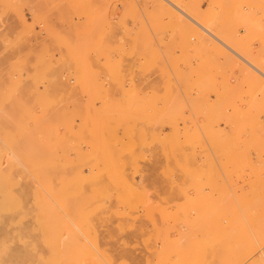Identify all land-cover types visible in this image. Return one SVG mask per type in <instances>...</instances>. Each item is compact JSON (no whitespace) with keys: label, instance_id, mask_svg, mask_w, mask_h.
Here are the masks:
<instances>
[{"label":"rangeland","instance_id":"rangeland-1","mask_svg":"<svg viewBox=\"0 0 264 264\" xmlns=\"http://www.w3.org/2000/svg\"><path fill=\"white\" fill-rule=\"evenodd\" d=\"M14 1L17 3L21 1L22 3L16 5L18 15L5 8L3 17L8 16V14H12V17L16 16L12 20L19 24L16 25L17 29L20 28L19 30L16 29L17 35L19 33L18 36L23 37L27 34V38L31 35L28 38L29 40L25 37L20 39L23 47L17 36L16 48L17 46L19 49L21 48L20 51L18 48L16 49L17 54L18 52L25 53L28 51V45L31 48L34 46L36 49L33 47L32 50H36L35 53L37 54L38 49H40L37 46L38 41H35L38 39V34L41 33V36H46L55 33L57 24H62L63 29L69 34L71 31L70 20L72 21V19L78 24L81 33L79 40H82V42H68L65 44L64 50H62L63 53L50 60L51 67L48 65V61L43 62L38 58L35 60L36 57L24 61L23 57H20L21 55H17L21 59L16 60V72L18 73H16V79H14L17 88L16 113L14 112L16 115H13L14 109L11 110L13 107L11 105L13 94L11 91L14 88L6 87L8 83L4 85L7 92L3 90L5 92L2 93V95L5 93L6 96H2L0 115L5 116L7 121L0 116L5 121L3 122L0 119V245L1 241L5 240L8 242V251L21 248L23 241L13 238L16 229H18L19 233L17 231V235H22V237L25 234L27 236L32 235L33 237H27L28 239L26 236L24 238L30 241L33 240L34 246H37V250L35 248L36 251H32L33 257H23L18 260L19 264H65L67 262H71L69 264H148V261L149 264L153 262L155 264V259L162 264H174L176 259L175 254L172 252L174 244L170 246V242L173 243L180 237L179 235L189 236L191 233V236L192 233L196 232L194 228L198 229L200 222L202 223L212 211L214 212V214L211 213L212 217L218 218L220 216L218 206H225L222 202H225V207L230 208H237V204L240 207L247 205L250 207L252 203L251 210H248V212L254 213L256 216L264 213V189H262V186H264V102H262L264 96L262 97L259 94L264 95V90H261L264 89V77L262 78L264 69L261 70V65L264 68V32L262 33L264 31V0H168L174 6L162 1L168 5V10H158L163 12L164 16L162 13L157 12L162 15L163 20L160 19L159 15V17H156L157 13L154 14L156 8L150 4L151 0H26V3L23 2L25 0ZM173 7L174 9L177 8L175 9L176 12L172 13V11H175ZM171 8L172 11H170ZM178 9H184V13L185 11L188 12L187 14L191 15L192 18L197 19L198 17V20L195 19L196 21L200 22L201 25L205 24V27H207L206 25L211 27L208 29H212L214 33L217 32L216 35L220 33L221 38L223 37L222 40L225 42V39H230L231 44L229 43V46L233 47L236 54L231 53L226 48L224 49L220 43L217 44L214 39L207 35V40L204 39L207 44L205 41H201L203 39L198 35H201L199 33L203 34V32H199L200 29L196 26L197 35L196 30H193V27L196 28L191 21L186 18L181 19L183 15H181V18L177 17V13H180L177 12ZM195 10L196 12H193ZM174 13L176 14L174 15ZM20 15L24 17H20ZM33 15L42 18H35ZM170 15L175 18L172 16L166 18ZM19 18L23 19L21 20L24 24L30 21L25 25L31 28H28L29 30L27 27L25 28V25L20 23ZM167 19L171 21L167 22ZM185 20L186 23L189 21L187 23L188 27H186ZM49 23L51 24L48 25ZM153 23L159 25L156 26ZM189 24L191 27H189ZM44 25H48V28ZM22 26L26 31L23 30ZM21 29L25 34L21 32ZM31 29L32 31H30ZM208 39L212 42H208ZM27 40L30 44H27ZM34 43L37 45L35 46ZM50 43L51 45H48ZM226 43L228 44V42ZM48 44L47 48L51 52L46 48L47 51L58 54L56 52L57 46L56 49L54 48L56 44L53 46L54 42L50 41ZM48 46H52L54 52ZM22 50L25 52H21ZM224 53L228 54H225V56ZM242 59L250 62L256 69L258 68V71L247 65ZM30 61L34 64H31ZM28 62L29 66L34 69V71L30 69L32 75H29L31 73H29ZM236 63L238 64L237 67L240 65L239 68L235 67ZM23 65H26V68L25 66L22 67ZM36 65L42 70L45 68L44 73L42 70H40L41 72L38 71V69L35 71ZM230 65L232 66L230 67ZM20 69L23 71L27 69V71L22 72ZM39 76L40 78H38ZM243 77L245 78L243 79ZM247 78L248 80L245 81ZM261 85H263V88ZM256 93L258 98L261 95V100L257 98ZM247 99L249 100L247 101ZM251 103L255 107L257 106L256 109L253 105L251 106ZM229 109L233 111L231 115ZM246 110L247 112L244 114ZM255 110L261 111L255 112ZM161 113L163 115L159 117ZM239 113L242 117L239 116ZM228 114V117L235 120L226 118ZM247 114L249 115L246 116ZM15 116L16 125H12L13 119L11 118ZM245 116L247 119L244 118ZM241 120L245 122L246 126ZM3 123H5L4 128ZM96 123L99 125H96ZM174 123L176 124L174 125ZM9 124L10 126H16V133L14 132L15 126L10 127ZM116 124L118 127L114 126ZM208 124H212L213 127H210V125L208 127ZM7 125L9 126L8 129H6ZM241 126L244 128L241 129ZM13 128L14 133L10 131ZM217 128L218 131L216 132ZM4 129L8 132H5ZM5 133H7V136H5ZM9 133L13 134L9 136ZM185 133L186 135H184ZM15 134L16 136H14ZM252 136L253 139L250 138ZM212 137L214 138L211 139ZM10 138L16 140V145L13 144V140H9ZM8 141L13 143L10 144ZM250 141L254 142L253 145L258 144L259 148L257 145L252 146ZM12 145L16 146V149ZM206 146L208 147L206 148ZM21 155H23L22 158ZM30 155L32 158L35 157L33 158L35 161L40 157V160L49 161L46 163L47 166L49 164L48 181L46 179L44 182L37 174L33 173L32 175V171L29 170L30 174L28 169L25 168H28V166L23 164L24 161L21 160L25 158L24 156L30 157ZM245 165L249 167H245ZM228 166L230 167L227 168ZM115 167L118 172L114 171ZM37 168L39 167L35 164L33 170L36 171ZM109 175L112 177L111 179ZM252 182L253 185H251ZM46 183L48 184L46 185ZM242 183L243 186H241ZM25 185L28 188L31 187V190L27 189L31 191L27 196L24 195L28 194ZM94 186L95 188H93ZM12 190L18 194L21 192L20 197L16 193L19 198H22V195L26 196L22 198L26 203L21 201L25 205L26 211L31 209L28 214L25 211L19 213V210H12V213H9L11 212L9 210L6 211L7 213L1 210V203L11 200L8 193L11 191L13 194ZM21 190H24L25 193ZM232 191L234 192L231 193ZM255 192L257 194L253 195ZM231 195L232 197H230ZM195 196L197 197L195 198ZM253 196H255L254 200H249ZM2 197L3 199H1ZM41 197L45 200L47 206L49 205L50 213L48 216L51 217L50 224L54 232L48 229V227H51L50 224L47 227L41 222L42 214H44L41 206L46 204H42L44 202H42ZM226 201H228V204ZM260 201L263 203L262 205H258L261 204ZM26 205L31 208L28 209ZM254 205L261 207H258L257 210V206ZM260 208L261 210H259ZM211 209L213 210L211 211ZM205 210L208 212L205 213ZM165 212L167 216L169 215L168 219ZM18 213L20 217L21 213L24 214L21 217L22 219L18 216ZM17 217L20 219H16ZM244 217L246 218V216ZM208 218H211V216H208ZM83 219L87 220L84 221ZM88 220L94 228L90 224L87 225ZM82 221L89 226V229L94 230L83 229L82 225L85 223H79ZM44 223L47 224L48 222L45 221ZM171 223L174 225H171ZM20 225L22 226L20 227ZM195 225H198L197 228ZM44 226L47 228L46 230ZM58 226L64 228H58ZM167 227H169V230H166ZM19 228H22V230ZM25 228H29L26 229L29 231L23 230ZM55 229H58V231ZM55 231L61 237L54 234L53 238L55 240L59 238L54 244L50 239L52 238L50 232L53 235ZM5 235H7V238H5ZM43 235L48 238L47 241ZM42 238L45 240H42ZM161 238H166V245L170 240L168 246L163 243L165 241ZM73 239H75V242ZM67 240L72 244L75 243V246L76 244L81 245L87 251L88 248L86 247L88 246L92 252L90 251L84 256H78L77 254L80 253L74 251L76 250L72 248L74 245L69 246L72 249L63 247V245L67 246L69 243ZM95 242H97V245H95ZM71 243L69 245H72ZM33 244L31 250L34 249ZM81 246L80 249L82 250ZM95 246H97V249ZM168 247L169 249L172 247L171 252L167 249ZM63 250H66V252ZM77 250L79 252V247ZM100 251L104 252V256L108 258L99 256L100 254L103 255ZM68 253H71V255H67ZM186 253L188 257L189 253ZM203 256H199L198 262L203 260Z\"/></svg>","mask_w":264,"mask_h":264},{"label":"bare ground","instance_id":"bare-ground-1","mask_svg":"<svg viewBox=\"0 0 264 264\" xmlns=\"http://www.w3.org/2000/svg\"><path fill=\"white\" fill-rule=\"evenodd\" d=\"M0 1H2V2H0V108H1V100H2V96H4L5 95V93H4V95H2V93L3 92H7V90H6V87H8V88H14L13 89V91H11L13 94H12V102H11V105H13V107L11 108V110L12 109H14V111H13V115H16L15 113H16V90H17V88H16V85H15V82H14V79H16V73H18V72H16V60H18L20 57H23V59H24V61L25 60H27V61H29L28 59H30L31 60V58H33V57H36V58H34L35 60L38 58L39 60H41V61H43V62H47L48 61V65L50 66V60L51 59H55V58H57V56H59V55H61V53H63L62 52V50H64L63 49V47H64V45L65 44H67L68 42L70 43V42H82V40H79V38H80V35H81V33H80V30H79V28H78V24L74 21V19H72V21L70 20V22H71V26H70V28H71V31H70V33L69 34H67L66 33V31L63 29V25L62 24H57V26H55L57 29H55V33H53V34H48V33H46V34H48V35H46V36H41L40 34L41 33H37L38 34V39H36L35 41H38V45L37 46H39V48L40 49H38L39 51H41V49H42V51L41 52H37V54L35 53V51L34 50H32L33 49V47L34 46H32V48L31 47H29V45L27 46V44L29 43V39L28 38H30L31 37V35L27 38V34L26 35H24L23 37L21 36H18L19 35V33H18V35H17V32H16V29H17V26L16 25H19V24H16V22H15V20H12V19H14L15 17H12V14L10 15V14H8V16H6V17H3V14H4V9L5 8H8V10H10V11H12L13 13L15 12V13H17V10H18V8L16 9V5L18 6V4H20L21 3V1L20 0H18V1H20L19 3H17V2H15L14 0H0ZM17 1V0H16ZM29 1V0H28ZM27 1V2H28ZM162 1H165V3L167 2V3H169L171 6L173 5L172 3H170L168 0H151L150 1V4L154 7V8H156L154 11V14L155 13H157V12H160V11H158V10H163V9H167L168 10V5H166L165 3H163ZM23 2H25L26 3V0L25 1H23ZM31 2V1H30ZM46 2V1H45ZM49 2V1H48ZM51 2V1H50ZM17 3V4H16ZM146 3H147V1H146ZM22 4V3H21ZM60 4V3H59ZM147 4H149V3H147ZM23 5H27V4H23ZM22 5V6H23ZM43 5V4H42ZM151 5H149V6H151ZM54 6V5H53ZM174 6V5H173ZM96 7V6H95ZM53 8V7H52ZM57 8V7H56ZM55 8V9H56ZM93 8V7H92ZM91 8V9H92ZM177 8V7H176ZM175 8V9H176ZM54 9V10H55ZM90 9V10H91ZM173 9H174V7H173ZM174 9V10H175ZM191 9V8H190ZM53 10V11H54ZM151 10H153L152 8H151ZM165 10H163V11H165ZM179 11H177V12H180V13H177L178 15H177V17L179 16L180 18H181V15H183V18H181V19H184V18H186V19H188L189 21H191V23L195 26V28H196V26H197V28H199L200 29V31L199 32H203V34L202 33H199V34H201V35H198V33H197V28L196 29H194V27H193V30H196V33H197V35L198 36H200L201 37V39H203V40H201V41H205V40H207L206 38H208L207 36H209L211 39H214L216 42H217V44L218 43H220L221 44V46H223L224 47V49L226 48L227 50H229L231 53H234V54H236L234 51L235 50H233V47L231 48V46H229V43L231 44V40L229 41L228 40V38L227 39H225L226 40V42H228V44L224 41V40H222V38H221V35H220V33H218V35H216L215 33H217V32H213V30L212 29H208V28H211V27H208V25H206L207 27H205L204 25V23L203 22H201V23H203L204 25H201L200 24V22H198V21H196V20H198V17H197V19L196 18H192V16L190 17L189 16V14H187L186 13V11H185V13H184V9L183 10H181V9H178ZM188 10V9H187ZM34 11V10H33ZM59 11V10H58ZM86 11H88V10H86ZM170 11H172V8L170 9ZM50 12V11H49ZM56 12V11H55ZM65 12V11H64ZM92 12H93V10H92ZM166 12H168V11H166ZM173 12H176V10L175 11H172V13ZM193 12H196V10L195 11H193ZM11 13V12H10ZM42 13V12H41ZM150 13V12H149ZM160 13H162V15L164 14L163 12H160ZM160 13H157V16L156 17H159L160 16V19H162L161 17H162V15H160ZM35 14V13H34ZM146 14H147V12H146ZM153 14V15H154ZM167 14V13H166ZM169 14V13H168ZM176 13H174V15H175ZM180 14V15H179ZM17 15H18V13H17ZM40 15V14H39ZM148 15V14H147ZM159 15V16H158ZM195 15V14H194ZM34 17H35V15H33ZM55 16V15H54ZM164 16V15H163ZM172 15H170V16H166V18L167 17H171ZM196 16V15H195ZM20 17H24L23 15L21 16L20 15ZM33 17V18H34ZM38 17V16H37ZM37 17H35V18H37ZM70 17V16H69ZM155 17V18H156ZM172 17H174V16H172ZM27 18V17H26ZM39 18V17H38ZM42 17H40L39 19H41ZM46 18V17H45ZM45 18H44V20H45ZM149 18H152V17H149ZM165 18V19H166ZM175 18V17H174ZM208 18H209V16H208ZM20 20L22 19V18H19ZM55 19V18H54ZM62 19V18H61ZM69 19V18H68ZM158 19V18H157ZM169 19V18H168ZM167 19V22L168 21H171V20H168ZM179 19V18H178ZM181 19H179V20H181ZM196 19V20H195ZM23 20V19H22ZM21 20V22L20 23H23V21ZM33 20V19H32ZM36 20V19H35ZM38 20V19H37ZM44 20H42L43 22H44ZM154 21H156L155 19H153ZM163 20V19H162ZM187 20V21H188ZM200 20V19H199ZM212 20V19H211ZM25 21V20H24ZM42 21H41V23H42ZM54 21V20H53ZM62 21V20H61ZM67 21V20H66ZM66 21H65V23H66ZM158 21V20H157ZM183 21V20H182ZM188 21V22H189ZM203 21V20H202ZM26 22H27V20H26ZM29 23H30V21H28ZM27 22V23H28ZM40 22V21H39ZM39 22H38V24H39ZM45 22H47V20H45ZM48 22H50V21H48ZM57 22V21H56ZM63 22V21H62ZM70 22H68V23H70ZM153 22V21H152ZM163 22V21H162ZM187 22V23H188ZM216 22V21H215ZM218 22V21H217ZM27 23H25L26 25H27ZM54 23V22H53ZM52 23V24H53ZM161 23V22H160ZM178 23V22H177ZM180 23H182V22H179L178 24H180ZM187 23H186V20H185V24H186V27H188V25H187ZM219 23V22H218ZM24 24V23H23ZM24 24V25H25ZM32 24H34V22H32ZM38 24L36 23V25L38 26ZM44 24V23H43ZM47 24V23H46ZM51 23H49L48 25H50ZM154 24V23H153ZM165 24H167V23H165ZM169 24V23H168ZM178 24H177V26H178ZM183 24V23H182ZM181 24V25H182ZM210 24V23H209ZM212 24V23H211ZM22 25V24H21ZM25 25V28L27 27V29L29 28H31L30 26H26ZM30 25V24H29ZM47 25V26H48ZM154 25H156V24H154ZM159 25V24H158ZM158 25H156V26H158ZM219 25V24H218ZM33 26V25H32ZM43 26V25H42ZM45 26V25H44ZM47 26H45V27H47ZM91 27V26H90ZM166 27H168V26H166ZM173 27V26H172ZM181 27V26H180ZM179 27V28H180ZM183 27V26H182ZM189 27H191L190 26V24H189ZM218 27H220V26H218ZM22 28H23V26H22ZM25 28H23V30H25ZM41 28V27H40ZM44 28V27H43ZM48 28V27H47ZM50 28V27H49ZM51 28H54V27H51ZM221 28V27H220ZM20 29V28H19ZM19 29H17V30H19ZM28 29V30H29ZM42 29V28H41ZM40 29V30H41ZM176 29H178V28H176ZM183 29H185L184 27H183ZM198 29V30H199ZM33 30H35V29H33ZM175 30V29H174ZM186 30V29H185ZM189 30V29H188ZM187 30V31H188ZM215 30V29H214ZM26 31V30H25ZM30 31H32V29L30 30ZM47 31V30H46ZM54 31V30H53ZM192 31V30H191ZM21 32L22 33H24V31H22V29H21ZM33 32H35V31H33ZM175 32V31H174ZM178 32V31H177ZM264 31H262V33H263ZM27 33V32H26ZM32 33V32H31ZM44 33V32H43ZM89 33V32H88ZM176 33V32H175ZM195 33V32H194ZM25 34V33H24ZM34 34H36V33H34ZM34 34H33V36H34ZM109 34V33H108ZM20 35H21V33H20ZM23 35V34H22ZM40 35V36H39ZM44 35V34H43ZM172 35H174V34H172ZM207 35V36H206ZM17 36L19 37V41L21 42L22 40H20V39H22V38H26V39H28L27 41V44H26V46H27V48H28V51H21V52H25V53H20V52H18V54L19 55H21L19 58L17 57V53H16V49L18 48V46H17V48H16V38H17ZM220 36V37H219ZM181 37V36H180ZM82 38H84V37H82ZM91 38V37H90ZM178 39H179V37H178ZM184 39V38H183ZM205 39V40H204ZM104 40V39H103ZM209 41L208 42H212V41H210V39H208ZM34 41V40H33ZM49 41L50 42H54V44H52L53 46H54V48L57 46V53L58 54H52V53H49V52H51L48 48H47V44L49 43ZM180 41V40H179ZM106 42V41H105ZM206 42V41H205ZM215 42V43H216ZM19 43V42H18ZM17 43V44H18ZM22 43V42H21ZM32 43V42H31ZM203 43V42H202ZM235 43V42H234ZM30 44V43H29ZM206 44H207V42H206ZM205 44V45H206ZM211 44V43H210ZM219 44V45H220ZM244 44V43H243ZM34 45H35V43H34ZM35 45V46H36ZM48 45H51V43L50 44H48ZM205 45H204V47H205ZM22 47H23V43H22V45H21ZM71 46V45H70ZM69 46V47H70ZM118 46V45H117ZM196 46V45H195ZM220 46V47H221ZM233 46V45H232ZM236 46V45H235ZM19 47H20V45H19ZM48 47H50V46H48ZM210 47H211V45H210ZM213 47V46H212ZM219 47V46H218ZM249 47V46H248ZM27 48H26V50H27ZM35 48V47H34ZM49 50V52L47 51V49ZM52 50H53V52H54V49H53V47L51 46L50 47ZM78 48V47H77ZM192 48H194V47H192ZM191 48V49H192ZM207 48V47H206ZM216 48V47H215ZM21 49V48H20ZM20 49L18 48V50L20 51ZM22 49H24V48H22ZM36 49V48H35ZM56 49V48H55ZM107 49V48H106ZM210 49V48H209ZM243 49H245V48H243ZM70 50V49H69ZM77 50V49H76ZM116 50V49H115ZM169 51V50H168ZM210 51V50H209ZM221 51V50H220ZM225 51V50H224ZM118 52V51H117ZM218 52V51H217ZM222 52V51H221ZM262 52V51H261ZM73 53V52H72ZM119 53V52H118ZM195 53V52H194ZM229 53V52H228ZM228 53H224V55L226 54H228ZM259 53V52H258ZM74 54V53H73ZM79 54V53H78ZM168 54V53H167ZM192 54V53H191ZM240 54V53H239ZM72 55V54H71ZM225 55V56H226ZM241 55V54H240ZM239 55V56H240ZM63 57H64V54L62 55ZM62 56H60V57H62ZM237 56V55H236ZM16 57H17V59H16ZM62 57V58H63ZM66 57V56H65ZM253 57V56H252ZM61 58V59H62ZM68 58H69V56H68ZM193 58H195V57H193ZM198 58V57H197ZM204 58V57H203ZM244 58V57H243ZM247 58V57H246ZM245 58V59H246ZM255 58V57H254ZM21 59V58H20ZM60 59V58H59ZM58 59V60H59ZM65 59V58H64ZM196 59V58H195ZM201 59V58H200ZM228 59V58H227ZM245 59H242V61L244 60V62L245 63H247V65H249V66H251V67H253V68H255L256 69V67L255 66H253L250 62H248L247 60H245ZM230 60V59H229ZM239 61V60H238ZM33 62H34V60H33ZM42 62V63H43ZM53 62V61H52ZM56 62V61H55ZM59 62H61L60 60H59ZM62 62H64V61H62ZM200 62V61H199ZM230 63H231V61H229ZM19 63H20V61H19ZM27 63V62H26ZM30 63H31V61H30ZM54 63V62H53ZM255 63H257V62H255ZM262 63V62H261ZM264 63V62H263ZM31 64H34V63H31ZM46 64V63H45ZM44 64V65H45ZM61 64V63H60ZM63 64V63H62ZM201 64V63H200ZM232 64L234 65V63L232 62ZM260 64V63H259ZM28 66L30 65L29 64V62H28V64H27ZM42 65V64H41ZM47 65V66H48ZM258 65V64H257ZM20 66V65H19ZM18 66V67H19ZM25 66V68H26V65H23L22 67H24ZM35 66V65H34ZM43 66V65H42ZM232 65H230V67H231ZM238 66V64L236 63V66L235 67H237ZM244 66V65H243ZM30 67V68H29ZM29 67H27V68H29V73H31L30 72V69H31V71H32V69H33V67L31 68V66H29ZM36 67H37V65H36ZM35 67V71H37L36 69H38V71H40V70H42V69H40L39 67H37L36 68ZM46 67V66H45ZM51 67V66H50ZM62 67H63V65H62ZM239 67H240V65H239ZM239 67H237V68H239ZM261 67H262V69L261 70H263L264 68H263V66L261 65ZM243 68V67H242ZM19 69V68H18ZM45 69V68H44ZM43 69V70H44ZM50 69V68H49ZM199 69V68H198ZM203 69V68H202ZM247 69V68H246ZM249 69V68H248ZM254 69V70H255ZM21 70V69H20ZM19 70V71H20ZM26 71H27V69H25ZM24 70V71H25ZM42 70V71H43ZM102 70V69H101ZM110 70V69H109ZM238 70H240V69H238ZM257 71H258V68L256 69ZM256 70H255V72H256ZM260 70V69H259ZM260 70V71H261ZM22 72H24L23 70H21ZM20 71V72H21ZM33 71H34V69H33ZM121 71V70H120ZM240 71H243V70H240ZM259 71V72H260ZM264 71V70H263ZM41 72V71H40ZM62 72H63V70H62ZM36 73V72H35ZM43 73H44V71H43ZM109 73V72H108ZM176 73V72H175ZM264 73V72H263ZM27 74V73H26ZM195 74V73H194ZM230 74V73H229ZM18 75V74H17ZM21 75H22V73H21ZM29 75H32V73L31 74H29ZM37 75H38V73H37ZM37 75H33V76H37ZM40 75V74H39ZM58 75V74H57ZM113 75H116V74H113ZM245 75V74H244ZM247 75H250V74H247ZM45 76V75H44ZM111 76V75H110ZM254 76H255V74H254ZM262 76V75H261ZM260 76V77H261ZM54 77V76H53ZM228 77V76H227ZM230 77V76H229ZM249 77V76H248ZM253 77V76H252ZM259 77V78H260ZM264 76H262V78H263ZM38 78H40V76L38 77ZM245 77H243V79H244ZM257 78V77H256ZM241 79V78H240ZM6 80V81H5ZM47 80V79H46ZM52 80V79H51ZM246 80H248V78L247 79H245V81ZM251 80V79H250ZM256 80V79H255ZM263 80V79H262ZM21 81V80H20ZM55 81H56V79H55ZM61 81V80H60ZM244 81V80H243ZM257 81V80H256ZM41 82V81H40ZM6 83H8L7 85H6V87L4 86ZM41 83H43V82H41ZM63 83V82H62ZM246 83V82H245ZM253 83V82H252ZM251 83V84H252ZM256 83V82H255ZM53 84H54V82H53ZM247 84H248V82H247ZM261 84H262V82H261ZM37 85V84H36ZM44 85V84H43ZM253 85H255V84H253ZM264 85V84H263ZM263 85H261V87L263 86ZM252 86V85H251ZM256 86V85H255ZM255 86H254V88H255ZM45 87V86H44ZM49 87V86H48ZM247 87V86H246ZM245 87V88H246ZM253 87V86H252ZM260 87V86H259ZM258 87V88H259ZM5 88V89H4ZM25 88V87H24ZM248 88V87H247ZM250 89H251V87H249ZM263 88V87H262ZM250 89H248L249 91H250ZM3 90H5V91H3ZM262 91L264 90V89H261ZM31 91V90H30ZM231 91V90H230ZM234 91H236V90H234ZM261 91V92H262ZM9 92H10V90H9ZM26 92V91H25ZM109 92V91H108ZM227 92V91H226ZM247 92V91H246ZM253 92H254V90H253ZM259 92V91H258ZM41 93V92H40ZM263 93H264V91H263ZM29 94V93H28ZM59 94V93H58ZM231 94V93H230ZM253 94V93H252ZM259 94H261L262 95V97L264 96L262 93H259ZM261 95H259L260 97H261ZM6 96V95H5ZM14 96H15V98H14ZM28 96V95H27ZM32 96V95H31ZM49 96V95H48ZM256 96H257V98H258V94L256 93ZM10 97H11V94H10ZM249 97H251V96H249ZM258 98L259 100H261V98ZM227 98V97H226ZM256 98V99H257ZM10 99V98H9ZM45 99H46V96H45ZM106 99V98H105ZM104 99V100H105ZM110 99V98H109ZM242 99V98H241ZM245 99V98H244ZM257 99V100H258ZM65 100V99H64ZM111 100V99H110ZM143 100V99H142ZM231 100H233V99H231ZM249 99H247V101H248ZM253 100H254V97H253ZM252 100V101H253ZM257 100H256V102H257ZM258 100V101H259ZM263 100V99H262ZM36 102V101H35ZM141 102V101H140ZM145 102H147V101H145ZM151 102V101H150ZM235 102V101H234ZM233 102V103H234ZM262 102H264V100L262 101ZM148 103V102H147ZM230 103H232V102H230ZM253 104L255 103V102H252ZM251 103V106L253 105ZM259 103V102H258ZM19 104V103H18ZM136 104V103H135ZM238 104V103H237ZM260 104V103H259ZM130 105V104H129ZM155 105V104H154ZM233 105V104H232ZM235 105V104H234ZM10 106V105H9ZM62 106V105H61ZM117 106V105H116ZM131 106V105H130ZM151 106V105H150ZM227 106H229V107H231L230 105H227ZM226 106V107H227ZM249 106H250V104H249ZM254 106V105H253ZM264 106V105H263ZM126 107H127V105H126ZM129 107V106H128ZM136 107V106H135ZM225 107V106H224ZM223 107V108H224ZM244 107V106H243ZM255 107V106H254ZM257 107V106H256ZM256 107H255V109H256ZM262 107V106H261ZM26 108V107H25ZM105 108V107H104ZM103 108V109H104ZM130 108V107H129ZM132 108V107H131ZM148 108V107H147ZM151 108V107H150ZM238 108H239V106H238ZM237 108V109H238ZM10 109V108H9ZM103 109H102V111H103ZM226 109H228V108H226ZM225 109V110H226ZM231 109V108H230ZM229 109V110H230ZM263 109V108H262ZM55 110V109H54ZM111 110V109H110ZM234 110H236V109H234ZM241 110V109H240ZM8 111V110H7ZM109 111V110H108ZM166 111V110H165ZM175 111V110H174ZM242 111V110H241ZM259 111V110H258ZM258 111H256L255 110V112H258ZM261 111V110H260ZM259 111V112H260ZM15 112V113H14ZM146 112H148V111H146ZM168 112V111H167ZM231 112V113H230ZM230 115L233 113V111H231L230 110ZM234 112H237V111H234ZM246 112H247V110L245 111V113L244 114H246ZM32 113V112H31ZM107 113H109V112H107ZM132 113V112H131ZM144 113V112H143ZM149 113V112H148ZM249 113V112H248ZM9 114V113H8ZM112 114V113H111ZM125 114V113H124ZM130 114V113H129ZM147 114V113H146ZM175 114V113H174ZM227 114V113H226ZM237 114V113H236ZM242 114V113H241ZM243 114V115H244ZM257 114V113H256ZM126 115H128V114H126ZM141 115V114H140ZM162 113H161V115L159 116V117H162ZM249 114H247L246 116H248ZM258 115V114H257ZM1 116V115H0ZM10 116V115H9ZM106 116V115H105ZM123 116V115H122ZM147 116V115H146ZM150 116V115H149ZM167 116H169V115H167ZM226 116V115H225ZM229 116V114L226 116V118ZM234 117H235V115H233ZM239 116H241L242 117V115H240V113H239ZM246 116L244 117V118H246ZM103 117V116H102ZM113 117V116H112ZM165 117V116H164ZM259 117V116H258ZM1 118H3V120H6L7 121V119H6V117L4 116H1ZM0 118V119H1ZM5 118V119H4ZM16 116L14 117V118H11V119H13V121H12V125L13 124H15L16 125ZM94 118V117H93ZM104 118V117H103ZM108 118V117H107ZM124 118V117H123ZM157 118V117H156ZM170 118V117H169ZM172 118H173V115H172ZM231 119V117H228V119ZM240 118V117H239ZM250 118V117H249ZM253 118V117H252ZM256 118H257V116H256ZM255 118V119H256ZM15 119V120H14ZM33 119V118H32ZM54 119V118H53ZM100 119V118H99ZM148 119H150V118H148ZM164 119V118H163ZM167 120H168V118H166ZM247 119V118H246ZM246 119H244L245 120V122H246ZM2 120V119H1ZM2 120V121H3ZM42 120H43V118H42ZM154 120H156V119H154ZM153 120V121H154ZM159 120V119H158ZM166 120V121H167ZM231 120H235L234 118L233 119H231ZM243 120V119H242ZM242 120H241V122H242ZM250 120V119H249ZM252 120V119H251ZM10 121V120H9ZM10 121V122H11ZM110 121V120H109ZM123 121V120H122ZM160 121H162V120H160ZM173 121H174V119H173ZM172 121V122H173ZM254 121V120H253ZM3 122H5V121H3ZM15 122V123H14ZM150 122V121H149ZM152 122V121H151ZM190 122H192V121H190ZM245 122H242L243 124H244V126H246L245 125ZM250 122V121H249ZM248 122V123H249ZM107 123V122H106ZM117 123V122H116ZM129 123V122H128ZM156 123V122H155ZM163 123H164V121H163ZM185 123V122H184ZM236 123V122H235ZM235 123H233L234 125H235ZM247 123V122H246ZM254 123V122H253ZM256 123H257V120H256ZM8 124V123H7ZM25 124V123H24ZM98 123H96V125H97ZM134 124V123H133ZM132 124V125H133ZM173 124V123H172ZM176 123H174V125H175ZM201 124V123H200ZM241 124V123H240ZM251 124V123H250ZM2 125V124H1ZM4 125H5V123H3V128H4ZM14 125V126H15ZM21 125H22V123H21ZM28 125V124H27ZM99 125V124H98ZM107 125H109V124H107ZM127 125V124H126ZM148 125V124H147ZM173 125V126H174ZM207 125V124H206ZM209 125L210 124H208V127H209ZM218 125V124H217ZM256 125V124H255ZM258 125V124H257ZM9 126H10V124H9ZM9 126L7 125V127H6V129H8L9 128ZM14 126H10V127H14ZM24 126V125H23ZM26 126V125H25ZM36 126H37V123H36ZM64 126H65V124H64ZM102 126V125H101ZM111 126V125H110ZM115 127L117 126V124L116 125H114ZM131 126V125H130ZM198 126V125H197ZM201 126V125H200ZM212 126V124L210 125V127ZM237 126V125H236ZM238 126H239V128H240V125L238 124ZM18 127V126H17ZM33 127H34V125H33ZM97 127H99V126H97ZM97 127H96V129H97ZM118 127V126H117ZM129 127V126H128ZM213 127V126H212ZM242 127V126H241ZM22 128V127H21ZM107 128V127H106ZM138 128V127H137ZM137 128H135V129H137ZM142 128V127H141ZM144 128V127H143ZM154 128V127H153ZM174 128V127H173ZM203 128V127H202ZM244 127H242L241 129H243ZM6 129H4L5 130V132H8V131H6ZM16 126H15V131H14V128L13 129H10V131L11 132H15L16 133ZM81 129V128H80ZM178 129V128H177ZM22 130V129H21ZM130 130H133V129H130ZM179 130V129H178ZM182 130V129H181ZM238 130V129H237ZM253 130V129H252ZM9 131V132H10ZM25 131V130H24ZM33 131V130H32ZM98 131V130H97ZM97 131H96V133H97ZM101 131V130H100ZM134 131H136V130H134ZM147 131V130H146ZM153 131V130H152ZM177 131V130H176ZM192 131H193V129H192ZM209 131V130H208ZM211 131V130H210ZM218 131V128H217V130H216V132ZM13 132V133H14ZM28 132V131H27ZM39 132V131H38ZM110 132V131H109ZM132 132V131H131ZM142 132V131H141ZM199 132V131H198ZM215 132V133H216ZM240 132V131H239ZM244 132V131H243ZM4 133V132H3ZM12 133V134H13ZM31 133V132H30ZM192 133V132H191ZM207 133V132H206ZM213 133V132H212ZM211 133V134H212ZM219 133V132H218ZM257 133V132H256ZM258 133H259V131H258ZM6 135L5 136H7V133H5ZM10 134L11 133H9V136H10ZM11 134V135H12ZM21 134V132L19 133V135ZM22 134H25V133H22ZM65 134V133H64ZM108 134V133H107ZM144 134V133H143ZM153 134V133H152ZM211 134H210V136H211ZM27 135V134H26ZM31 135H32V133H31ZM90 135V134H89ZM94 135V134H93ZM97 135V134H96ZM100 135V134H99ZM105 135V134H104ZM135 135H136V133H135ZM138 135H139V133H138ZM151 135V134H150ZM154 135V134H153ZM184 135H186V133L184 134ZM221 135V134H220ZM14 136H16V134L14 135ZM22 137L24 136V135H21ZM20 136V137H21ZM45 136V135H44ZM113 136V135H112ZM177 136V135H176ZM175 136V137H176ZM183 136V135H182ZM208 136V135H207ZM255 136V135H254ZM257 136V135H256ZM260 136V135H259ZM13 137V136H12ZM29 137H31L30 135H29ZM69 137V136H68ZM141 137V136H140ZM151 137V136H150ZM178 137V136H177ZM188 137V136H187ZM192 137V136H191ZM209 137V136H208ZM218 137V136H217ZM221 137V136H220ZM220 137H219V139H220ZM224 137H225V135H224ZM223 137V138H224ZM5 138V137H4ZM97 138V137H96ZM107 138V137H106ZM109 138V137H108ZM126 138V137H125ZM214 137H212L211 139H213ZM235 138V137H234ZM250 138H252L253 139V136L252 137H250ZM258 138V137H257ZM15 139H16V137H15ZM57 139V138H56ZM111 139V138H110ZM132 139H133V137H132ZM180 139V138H179ZM219 139H217V140H219ZM252 139H250L251 141H252ZM8 140V139H7ZM6 140V141H7ZM9 140H13V138L11 139H9ZM64 140V139H63ZM83 140V139H82ZM101 140V139H100ZM188 140V139H187ZM225 140V139H224ZM14 141V140H13ZM43 141V140H42ZM92 141H93V139H92ZM105 141H107V140H105ZM115 141V140H114ZM122 141V140H121ZM136 141V140H135ZM192 141H194V140H192ZM220 141V140H219ZM250 141V143H252V146H254V145H257V147H258V144H254L253 145V143L254 142H251ZM258 141H259V139H258ZM9 142V141H8ZM116 142V141H115ZM119 142V141H118ZM143 142H145V141H143ZM223 142V141H222ZM239 142V141H238ZM10 144L11 143H13V142H9ZM16 143V140L14 141V145H16L15 144ZM22 143V142H21ZM60 143V142H59ZM104 143V142H103ZM117 143V142H116ZM140 143V142H139ZM200 143V142H199ZM233 143V142H232ZM241 143V142H240ZM113 144V143H112ZM147 144V143H146ZM14 145H12L13 147H14ZM99 145V144H98ZM98 145H96V146H98ZM103 145V144H102ZM127 145V144H126ZM201 145V144H200ZM203 145H205V144H203ZM208 145V144H207ZM233 145V144H232ZM67 146V145H66ZM243 146V145H242ZM16 147V146H15ZM14 147V149H16ZM49 147V146H48ZM56 147V146H55ZM110 147V146H109ZM208 146H206V148H207ZM234 147V146H233ZM126 148V147H125ZM144 148V147H143ZM215 148H216V146H215ZM246 148V147H245ZM255 148V147H254ZM259 148V147H258ZM258 148H256V149H258ZM182 149V148H181ZM239 149V148H238ZM247 149V148H246ZM95 150V149H94ZM123 150V149H122ZM212 150V149H211ZM216 150H217V148H216ZM91 151V150H90ZM113 151H114V149H113ZM130 151V150H129ZM206 151V150H205ZM257 151H259V150H257ZM261 151V150H260ZM15 152H16V150H15ZM121 152V151H120ZM123 152V151H122ZM121 152V153H122ZM128 152V151H127ZM191 152H193V151H191ZM204 152V151H203ZM224 152V151H223ZM229 152V151H228ZM106 153V152H105ZM146 153V152H145ZM189 153V152H188ZM238 153V152H237ZM258 153V152H257ZM83 154V153H82ZM93 154H95V153H93ZM129 154H131V153H129ZM138 154V153H137ZM136 154V155H137ZM142 154V153H141ZM246 154V153H245ZM67 155H68V153H67ZM102 155V154H101ZM109 155V154H108ZM115 155V154H114ZM143 155H144V153H143ZM258 155V154H257ZM22 156L23 155H21L20 157L22 158ZM111 156V155H110ZM205 156V155H204ZM216 156V155H215ZM222 156V155H221ZM225 156H227V154H225ZM229 156V155H228ZM243 156V155H242ZM25 157V158H24ZM23 158V160H21L22 162H23V164H25V165H27L28 166V168L27 167H25L26 169H28V172H29V170H30V172L32 171V175H33V173H35V174H37L38 176H39V178L41 179V180H44V182L46 181V179H47V181H48V178H47V176H48V167H49V164H48V166H47V162H49V161H45V160H40L41 159V157H40V159L38 158V160H36L35 161V159H33V158H35V157H31V155H30V157L28 156H24ZM43 157V156H42ZM52 157V156H51ZM92 157V156H91ZM109 157V156H108ZM123 157V156H122ZM133 157V156H132ZM139 157V156H138ZM170 157V156H169ZM187 157V156H186ZM20 158V159H21ZM89 158V157H88ZM98 158V157H97ZM103 158V157H102ZM110 158V157H109ZM221 158H223V157H221ZM227 158V157H226ZM19 159V158H18ZM135 159V158H134ZM139 159V158H138ZM141 159V158H140ZM180 159V158H179ZM248 159H250V158H248ZM17 160V159H16ZM117 160V159H116ZM195 160V159H194ZM224 160V159H223ZM229 160H231V159H229ZM233 160V159H232ZM235 160V159H234ZM53 161V160H52ZM113 161V160H112ZM137 161V160H136ZM182 161V160H181ZM185 161V160H184ZM203 161V160H202ZM208 161V160H207ZM111 162V161H110ZM139 162V161H138ZM173 162V161H172ZM218 162V161H217ZM221 162H223V161H221ZM225 162H227V161H225ZM230 162V161H229ZM248 162V161H247ZM20 163V162H19ZM81 163V162H80ZM112 163H115V162H112ZM116 163H117V161H116ZM195 163H196V161H195ZM206 163V162H205ZM251 163V162H250ZM249 163V164H250ZM36 164V166L37 167H39V168H37V170L35 171V170H33V167H34V165ZM51 164V163H50ZM190 164V163H189ZM231 164V163H230ZM244 164V163H243ZM94 165V164H93ZM131 165V164H130ZM137 165V164H136ZM165 165V164H164ZM183 165V164H182ZM210 165V164H209ZM228 165V164H227ZM252 165V164H251ZM52 166V165H51ZM54 166V165H53ZM105 166H106V164H105ZM261 166V165H260ZM108 167V166H107ZM118 167V166H117ZM120 167V166H119ZM118 167V168H119ZM132 167V166H131ZM185 167V166H184ZM207 167V166H206ZM225 167V166H224ZM230 166H228L227 168H229ZM245 167H249V166H246L245 165ZM252 167V166H251ZM257 167V166H256ZM84 168V167H83ZM105 168V167H104ZM115 170L114 171H117L116 170V167L114 168ZM169 169V168H168ZM183 169H185V168H183ZM233 169V168H232ZM262 169V168H261ZM125 170V169H124ZM163 170V169H162ZM228 170V169H227ZM230 170V169H229ZM234 170V169H233ZM232 170V171H233ZM258 170H259V168H258ZM122 171H123V169H122ZM226 171V170H225ZM231 171V170H230ZM235 171V170H234ZM29 172V173H30ZM77 172V171H76ZM118 172V171H117ZM52 173V172H51ZM109 173H111V172H109ZM121 173H123V172H121ZM165 173V172H164ZM169 173V172H168ZM177 173V172H176ZM181 173V172H180ZM202 173V172H201ZM31 174V173H30ZM34 174V175H35ZM118 174V173H117ZM224 174V173H223ZM253 174H255V173H253ZM63 175V174H62ZM108 175V174H107ZM130 175V174H129ZM206 175V174H205ZM226 175V174H225ZM229 175H230V173H229ZM228 175V176H229ZM69 176V175H68ZM68 176H66V177H68ZM110 176V175H109ZM175 176V175H174ZM255 176V175H254ZM37 177V176H36ZM126 177V176H125ZM206 177V176H205ZM226 177V176H225ZM259 177V176H258ZM63 178V177H62ZM112 177L110 176V179H111ZM124 178V177H123ZM238 178V177H237ZM261 178V177H260ZM60 179V178H59ZM74 179V178H73ZM86 179V178H85ZM116 179V178H115ZM127 179V178H126ZM171 179V178H170ZM38 180V179H37ZM63 180V179H62ZM80 180V179H79ZM198 180V179H197ZM213 180V179H212ZM60 181V180H59ZM66 181V180H65ZM77 181V180H76ZM100 181V180H99ZM117 181V180H116ZM130 181V180H129ZM226 181V180H225ZM261 181V180H260ZM58 182V181H57ZM56 182V183H57ZM64 182V181H63ZM122 182V181H121ZM169 182V181H168ZM175 182V181H174ZM38 183V182H37ZM42 183V182H41ZM66 183V182H65ZM75 183H77V182H75ZM88 183V182H87ZM103 183V182H102ZM119 183V182H118ZM124 183V182H123ZM128 183H130V182H128ZM173 183V182H172ZM195 183V182H194ZM193 183V184H194ZM205 183V182H204ZM17 184V183H16ZM45 184V183H44ZM48 183H46V185H47ZM117 184V183H116ZM115 184V185H116ZM132 184V183H131ZM201 184V183H200ZM245 184V183H244ZM249 184H250V182H249ZM256 184V183H255ZM262 184H263V181H262ZM29 185V184H28ZM46 185H44V186H46ZM120 185V184H119ZM188 185V184H187ZM241 185V184H240ZM245 185H247V184H245ZM251 185H253V182H252V184ZM264 185V184H263ZM75 186V185H74ZM241 186H243V183H242V185ZM260 186V185H259ZM24 187H27L26 188V191L28 192V194H24L25 193V189H24ZM23 187V189L24 190H21V191H23L22 193L24 194V195H29L30 193L29 192H31V191H28L29 189L31 190V187L29 186V188H28V186L27 185H25ZM35 187V186H34ZM78 187H79V184H78ZM116 187V186H115ZM130 187H132V186H130ZM172 187V186H171ZM177 187V186H176ZM253 187H255V186H253ZM257 187V186H256ZM255 187V188H256ZM261 187V186H260ZM264 186H262V189H264L263 188ZM90 188V187H89ZM93 188H95V186L93 187ZM124 188V187H123ZM191 188V187H190ZM212 188V187H211ZM230 188V187H229ZM238 188V187H237ZM254 188V189H255ZM28 189V190H27ZM98 189V188H97ZM181 189V188H180ZM235 189V188H234ZM234 189H232V190H234ZM246 189V188H245ZM34 190H36V189H34ZM93 190V189H92ZM135 190V189H134ZM242 190H244L243 188H242ZM250 190H251V188H250ZM253 190V189H252ZM15 191H17V190H15ZM64 191V190H63ZM85 191V190H84ZM107 191V190H106ZM129 191V190H128ZM183 191V190H182ZM231 191V190H230ZM238 191V190H237ZM240 191V190H239ZM256 191V190H255ZM258 191V190H257ZM261 191H263V190H261ZM12 192H13V194H15L16 195V193L17 192H15L14 193V191L12 190ZM32 192H33V189H32ZM148 192V191H147ZM178 192V191H177ZM186 192V191H185ZM234 191H232L231 193H233ZM235 192H236V190H235ZM244 192V191H243ZM251 192H253V191H251ZM10 193H11V191H10ZM10 193H8V195H10L11 197H10V201H4V202H2L1 203V210H3V211H7V210H9V211H11V212H9V213H12L13 211H15V210H19V213H20V211L22 212V211H25V212H27V214H28V212H30V210L29 211H26L27 209L25 208V205L24 204H22V201H23V203L25 202V200L23 199L22 200V198H25L23 195H22V198H19L20 196L19 195H21V192H20V194H18L17 193V195L19 196H15V195H13L12 193L10 194ZM52 193V192H51ZM124 193H126V192H124ZM146 193V192H145ZM181 193V192H180ZM230 193V194H231ZM238 193V192H237ZM240 193V192H239ZM264 193V192H263ZM122 194V193H121ZM200 194V193H199ZM220 194V193H219ZM227 194V193H226ZM229 194V195H230ZM252 194V193H251ZM255 194H257L256 192L253 194V195H255ZM176 195V194H175ZM195 195V194H194ZM197 195V194H196ZM263 195V194H262ZM41 196V195H40ZM54 196V195H53ZM86 196V195H85ZM100 196V195H99ZM201 196V195H200ZM217 196V195H216ZM237 196V195H236ZM239 196V195H238ZM243 196V195H242ZM250 196V195H249ZM197 196H195V198H196ZM229 197V196H228ZM230 197H232V195L230 196ZM229 197V198H230ZM252 197V196H251ZM254 197L255 196H253V198H250L249 200H254ZM259 197V196H258ZM257 197V198H258ZM42 198V197H41ZM41 198H39V199H41ZM88 198V197H87ZM93 198V197H92ZM100 198H102V197H100ZM129 198V197H128ZM199 198V197H198ZM206 198V197H205ZM257 198H255V199H257ZM1 199H3V197L1 198ZM38 199V200H39ZM227 199V198H226ZM230 199H233V198H230ZM260 199V198H259ZM22 200V201H21ZM52 200V199H51ZM96 200V199H95ZM103 200V199H102ZM129 200V199H128ZM240 200V199H239ZM248 200V199H247ZM123 201H125V200H123ZM185 201V200H184ZM242 201V200H241ZM255 201H257V200H255ZM254 201V202H255ZM42 202H44V203H42L43 205L46 203L45 202V200H43V198H42ZM227 202V204H228V201H226ZM26 203V202H25ZM89 203V202H88ZM98 203V202H97ZM132 203V202H131ZM135 203V202H134ZM144 203V202H143ZM148 203V202H147ZM180 203V202H179ZM196 203V202H195ZM222 203H224V205L226 206V204H225V202H222ZM221 203V204H222ZM230 203V202H229ZM235 203V202H234ZM249 203V202H248ZM258 203V202H257ZM260 203H261V201H260ZM61 204V203H60ZM214 204H217V203H214ZM232 204V203H231ZM256 204V203H255ZM263 203H261V204H258V205H262ZM23 205H24V207H23ZM27 205H28V203H27ZM26 205V206H27ZM79 205V204H78ZM83 205V204H82ZM81 205V206H82ZM89 205H90V203H89ZM88 205V206H89ZM99 205V204H98ZM97 205V206H98ZM218 205H220V203H218ZM223 205V204H222ZM233 205V204H232ZM38 206L40 207V204L38 203ZM45 206V207H44ZM44 206H41V208L43 209V211H44V214H42L43 216H42V220H41V222H43V225L45 224V226H47V225H49L50 223H51V217H49L48 215H49V213H50V208H49V205L47 206V203L44 205ZM56 206V205H55ZM54 206V207H55ZM198 206V205H197ZM214 206H216V205H214ZM213 206V207H214ZM225 206H218V210L220 211L219 213H220V216L218 217V218H214V217H212V214L211 213H213L214 214V212L212 211L213 209H211V213H209V217L211 216V218H208V216L207 217H205V219L206 218H208V219H204V223L202 222H200V225L198 226V225H195L196 226V228H197V226H198V229H195L194 228V230H196V232L195 233H192V235L190 236V234H189V236H184V235H179L180 237L178 238V236H177V238L178 239H176L175 241H173V243L172 242H170V240H169V242L171 243V244H169V242H168V244L171 246L172 244H174L172 247H173V253L175 254V261H174V264H247L248 263V261L250 260V259H252L250 262H249V264H264V213H260V214H258V216H256L254 213L253 214H251V212H248V210H251L250 209V207L252 206V203H251V206L249 207V205H247V206H239L238 204H237V208L235 207V208H230V207H225ZM255 206V205H254ZM257 206V205H256ZM255 206V207H256ZM38 207V208H39ZM44 207V208H43ZM58 207V206H57ZM56 207V208H57ZM83 207V206H82ZM199 207V206H198ZM217 207V206H216ZM215 207V208H216ZM220 207V208H219ZM258 207H261V206H257L256 208H257V210H258ZM24 208V209H23ZM27 208L29 209V208H31V207H28L27 206ZM37 208V207H36ZM94 208V207H93ZM155 208V207H154ZM192 208V207H191ZM23 209V210H22ZM45 209V210H44ZM85 209V208H84ZM160 209V208H159ZM206 209V208H205ZM13 210V211H12ZM39 210H40V208H39ZM60 210V209H59ZM132 210H133V208H132ZM184 210H186V209H184ZM215 210V209H214ZM256 210V209H255ZM259 210H261V208L259 209ZM64 211V210H63ZM133 211H135V209L133 210ZM160 211V210H159ZM206 211V210H205ZM8 212V211H7ZM6 212V213H7ZM118 212V211H117ZM175 212V211H174ZM208 211H206L205 213H207ZM252 212H253V210H252ZM256 212V211H255ZM258 212H260V211H258ZM19 213H18V216H19ZM41 213H43V212H41ZM77 213V212H76ZM89 213V212H88ZM166 213V212H165ZM170 213H171V211H170ZM191 213V212H190ZM200 213V212H199ZM257 213V212H256ZM15 215H16V213H14ZM23 213H21V217L22 216H24V214L22 215ZM40 214V213H39ZM73 214V213H72ZM106 214V213H105ZM112 214H113V211H112ZM154 214V213H153ZM156 214H157V212H156ZM216 214V213H215ZM51 215V214H50ZM54 215V214H53ZM83 215V214H82ZM86 215V214H85ZM101 215V214H100ZM104 215V214H103ZM115 215V214H114ZM182 215V214H181ZM207 215V214H206ZM253 215H255V216H253ZM90 216V215H89ZM191 216V215H190ZM241 216H243V217H241ZM244 216H246V218L244 217ZM20 217V216H19ZM20 217V218H21ZM112 217V216H111ZM166 217H167V219H168V217H169V215L167 216V213H166ZM165 217V218H166ZM20 218H16V219H20ZM48 218V219H47ZM55 218V217H54ZM80 218V217H79ZM78 218V219H79ZM119 218V217H118ZM22 219V218H21ZM68 219V218H67ZM92 219V218H91ZM106 219H107V217H106ZM113 219V218H112ZM39 220V221H40ZM84 221L85 220H87V219H83ZM104 220V219H103ZM152 220V219H151ZM164 220V219H163ZM174 220V219H173ZM45 221H47L48 223L46 224V223H44ZM65 221V220H64ZM68 221V220H67ZM96 221V220H95ZM108 221V220H107ZM110 221V220H109ZM121 221V220H120ZM176 221V220H175ZM195 221V220H194ZM87 222V221H86ZM98 222V221H97ZM105 222H106V220H105ZM122 222V221H121ZM80 224L82 223V224H84L83 223V221L82 222H79ZM94 223V222H93ZM96 223V222H95ZM119 223V222H118ZM173 223H174V221H173ZM63 224V223H62ZM88 224H90L91 225V223L89 222V220H88V223H87V225ZM41 225H42V223H41ZM86 225V223L84 224V225H82L83 226V229H86V230H88L89 228V226H87ZM125 225V224H124ZM131 225V224H130ZM171 225H174V224H172L171 223ZM170 225V226H171ZM176 225V224H175ZM194 225V224H193ZM192 225V226H193ZM22 225H20V227H21ZM45 226H44V229L46 230L47 228H45ZM49 226H51V227H48V229H50L51 230V232H54V231H52V230H54L53 228H52V225L50 224ZM63 226V225H62ZM59 227L58 226V228H64V227ZM84 226H85V228H84ZM87 226V227H86ZM121 226V225H120ZM119 226V227H120ZM126 226H127V224H126ZM23 227H25V226H23ZM39 228H40V226H38ZM42 227V226H41ZM91 227H93L92 225H91ZM123 227V226H122ZM132 227V226H131ZM172 227V226H171ZM38 228V229H39ZM54 228H57V227H54ZM94 228V227H93ZM135 228V227H134ZM168 228V229H167ZM166 228V230H169V227H167ZM20 230H22V228H19ZM26 229H29V228H25V229H23V230H26ZM41 229V228H40ZM73 229V228H72ZM80 229V228H79ZM189 229V228H188ZM191 229V228H190ZM17 231H18V229H16ZM42 230V229H41ZM50 230H47V231H50ZM55 230H57L58 231V229H55ZM63 230H65V229H63ZM89 230H94V229H92V228H90ZM124 230V229H123ZM126 230V229H125ZM132 230V229H131ZM165 230V231H166ZM192 230V229H191ZM16 231V232H17ZM26 231H29V230H26ZM31 232L33 231V230H30ZM67 231V230H66ZM162 231V230H161ZM16 232H15V234H14V237L13 238H15V239H19V240H21V241H23L22 242V244H21V248H16V249H10L9 251H8V242L7 241H5V240H2L1 241V245H0V264H19L18 263V260L19 259H22L23 257H26V258H31V257H33V250L34 251H36L37 250V246L35 247L34 246V244H33V240L32 241H30V240H26L24 237L26 236V238L28 237H30V236H32V235H29V236H27V234H25V236L24 237H22V235H17L16 234ZM25 232V231H24ZM43 232V231H42ZM50 232V234H51V236H52V238H50L51 236H50V234H49V238L52 240V242L55 244L56 243V240L58 241L59 240V238H57L56 240L53 238L54 237V234H56V231H55V233H53V235H52V233ZM91 232V231H90ZM122 232V231H121ZM158 232V231H157ZM167 232H170V231H167ZM193 232V231H192ZM18 233H19V231H18ZM26 233V232H25ZM44 233V232H43ZM48 233V232H47ZM60 233V232H59ZM144 233V232H143ZM159 233H161V232H159ZM163 234H164V231L162 232ZM20 234H21V232H20ZM29 234H30V232H29ZM33 234V233H32ZM58 234V233H57ZM56 234V235H57ZM72 234V233H71ZM90 234V233H89ZM121 234V233H120ZM162 234V236H164ZM180 234V233H179ZM23 235H24V233H23ZM40 235H41V232H40ZM45 235H46V233H45ZM55 235V236H56ZM142 235V234H141ZM160 235V234H159ZM44 236V235H43ZM57 236H59V237H61L59 234L57 235ZM92 236V235H91ZM111 236V235H110ZM140 236V235H139ZM157 236H158V234H157ZM156 236V237H157ZM161 236V237H162ZM167 236H169V235H167ZM33 237V236H32ZM41 237H42V235H41ZM45 237V236H44ZM43 237V238H44ZM68 237V236H67ZM5 238H7V235H5ZM27 238V239H28ZM42 238V240H45V239H43ZM46 238V237H45ZM56 238V237H55ZM111 238V237H110ZM155 238V237H154ZM164 238V237H163ZM163 238H161V239H163ZM68 239V238H67ZM93 239V238H92ZM142 239V238H141ZM159 239V238H158ZM166 239V238H165ZM165 239H163V241H165V242H163L164 244L166 243V240ZM41 240V241H42ZM48 240V238H46V241ZM61 240V239H60ZM65 240V239H64ZM74 240V242H75V239H73ZM83 240H84V238H83ZM167 240H168V238H167ZM174 240V239H173ZM62 241V240H61ZM71 241V240H70ZM97 241V240H96ZM60 242V241H59ZM65 242V241H64ZM67 242H69V240H67ZM73 242V241H72ZM73 242V243H74ZM58 243V242H57ZM61 243V242H60ZM71 242H69L68 244H67V246H64L63 245V247L65 248V247H69V246H73L74 244H72V245H69ZM87 243V242H86ZM89 243V242H88ZM102 243V242H101ZM32 244H33V246H34V249H32L31 250V246H32ZM62 244V243H61ZM60 244V245H61ZM168 244L166 245V246H168ZM95 245H97V242H95ZM81 246V245H80ZM80 246L78 245V244H76V246L74 245L72 248H75L76 250H74V251H76L77 253H80V254H77L78 256L80 255V256H84V255H86V254H88V253H90V249H89V247L87 246L86 248H88V251L86 250V249H84V248H82V246H81V248H82V250L80 249ZM84 247L86 246V245H83ZM103 246V245H102ZM62 247V246H61ZM78 247H79V252H78ZM97 246H95V248H96ZM147 247V246H146ZM172 247L169 249V247L167 248V249H169V252H171L170 250L172 249ZM35 248H36V250H35ZM70 248V247H69ZM72 248H70V249H72ZM95 248H94V251H95ZM63 249V248H62ZM97 249V248H96ZM166 249V248H165ZM164 249V250H165ZM93 250V249H92ZM100 250V249H99ZM98 250V251H99ZM63 251H65L66 252V250H63ZM73 251V250H72ZM73 251V252H74ZM166 251V250H165ZM164 251V252H165ZM92 252V251H91ZM96 252H97V250H96ZM101 253H103V255L102 254H100V253H97V254H100L99 256H101V257H104V258H108V257H105L104 256V252H102V251H100ZM105 252H106V249H105ZM186 252H188L189 254H188V257L186 256ZM36 253V252H35ZM162 253V252H161ZM161 253H160V255H161ZM186 253V254H185ZM71 255V253H68L67 255ZM74 256H75V254H73ZM109 255V254H108ZM107 255V256H108ZM154 255V254H153ZM200 255H204L205 256V258H204V256H203V260H202V258H201V262H198L199 260H198V258H199V256ZM77 257V256H76ZM128 257V256H127ZM158 257V256H157ZM153 258V257H152ZM258 258V259H257ZM128 259V258H127ZM134 259V258H133ZM158 259V258H157ZM69 260V259H68ZM71 260V259H70ZM69 260V261H70ZM150 260V259H149ZM111 261V260H110ZM130 261V260H129ZM166 261V260H165ZM145 262H147V261H145ZM156 262H158L157 264H162L159 260H156L155 259V264H156ZM69 263H71V262H67V263H65V264H69ZM154 263V262H153ZM152 263V264H153ZM123 264V263H122ZM148 264H149V261H148Z\"/></svg>","mask_w":264,"mask_h":264}]
</instances>
